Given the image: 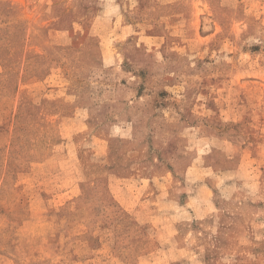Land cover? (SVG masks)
I'll return each mask as SVG.
<instances>
[{"label": "rangeland", "instance_id": "1", "mask_svg": "<svg viewBox=\"0 0 264 264\" xmlns=\"http://www.w3.org/2000/svg\"><path fill=\"white\" fill-rule=\"evenodd\" d=\"M0 264H264V0H0Z\"/></svg>", "mask_w": 264, "mask_h": 264}]
</instances>
